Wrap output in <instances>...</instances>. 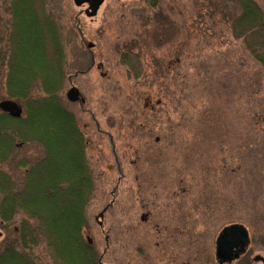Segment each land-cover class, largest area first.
<instances>
[{
  "label": "rangeland",
  "instance_id": "rangeland-1",
  "mask_svg": "<svg viewBox=\"0 0 264 264\" xmlns=\"http://www.w3.org/2000/svg\"><path fill=\"white\" fill-rule=\"evenodd\" d=\"M46 4L69 71L73 47L92 46L94 64L63 104L86 137L96 190L83 237L103 263L217 264L216 239L233 224L262 243L264 83L231 34L236 0H104L95 15L74 0ZM6 75L0 62V103ZM21 148L19 159L44 158L38 145Z\"/></svg>",
  "mask_w": 264,
  "mask_h": 264
},
{
  "label": "trees",
  "instance_id": "trees-1",
  "mask_svg": "<svg viewBox=\"0 0 264 264\" xmlns=\"http://www.w3.org/2000/svg\"><path fill=\"white\" fill-rule=\"evenodd\" d=\"M236 2L240 13L230 21L231 34L260 66L264 83V0ZM4 3L11 25L4 29L0 62L8 98L25 116L0 113V264H104L83 237L96 190L86 137L63 104L68 87L93 66L91 49L74 46L69 71L63 33L46 0ZM123 58L130 61L129 54ZM28 144L41 147L44 158L19 159Z\"/></svg>",
  "mask_w": 264,
  "mask_h": 264
},
{
  "label": "water",
  "instance_id": "water-1",
  "mask_svg": "<svg viewBox=\"0 0 264 264\" xmlns=\"http://www.w3.org/2000/svg\"><path fill=\"white\" fill-rule=\"evenodd\" d=\"M104 2V0H74L76 6H82L89 4L92 10V14L95 15L98 7ZM92 46L90 45V48ZM79 97V92L72 88L67 94V98L70 102H76ZM84 102V101H83ZM0 110L2 113L9 115L14 119H21L23 116V108L13 100H4L0 103ZM89 244H92V240L88 239ZM248 243V233L243 225L233 224L224 228L219 234L216 242L217 259L219 261H231L238 256L242 251L238 248H243ZM237 248V251H234Z\"/></svg>",
  "mask_w": 264,
  "mask_h": 264
},
{
  "label": "flooded vegetation",
  "instance_id": "flooded-vegetation-1",
  "mask_svg": "<svg viewBox=\"0 0 264 264\" xmlns=\"http://www.w3.org/2000/svg\"><path fill=\"white\" fill-rule=\"evenodd\" d=\"M245 229L247 230L248 233V243L243 248L241 247L238 248V251L239 250L242 251L238 254L236 258H234L231 261H219L217 259L216 256L217 248L215 243L214 254L217 264H264V241H262V243L261 242L254 243V245H252L250 231L247 227H245ZM234 251H237V248H234Z\"/></svg>",
  "mask_w": 264,
  "mask_h": 264
}]
</instances>
